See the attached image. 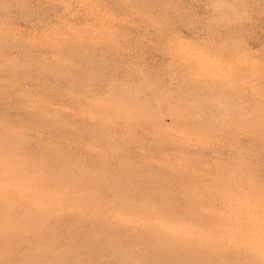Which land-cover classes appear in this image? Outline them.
Masks as SVG:
<instances>
[{
    "label": "rangeland",
    "instance_id": "374dc122",
    "mask_svg": "<svg viewBox=\"0 0 264 264\" xmlns=\"http://www.w3.org/2000/svg\"><path fill=\"white\" fill-rule=\"evenodd\" d=\"M169 262L264 264V0H0V264Z\"/></svg>",
    "mask_w": 264,
    "mask_h": 264
},
{
    "label": "bare ground",
    "instance_id": "6f19581e",
    "mask_svg": "<svg viewBox=\"0 0 264 264\" xmlns=\"http://www.w3.org/2000/svg\"><path fill=\"white\" fill-rule=\"evenodd\" d=\"M174 262V261H173ZM170 263V262H169ZM175 263V262H174ZM184 263V262H183ZM171 264V263H170Z\"/></svg>",
    "mask_w": 264,
    "mask_h": 264
}]
</instances>
